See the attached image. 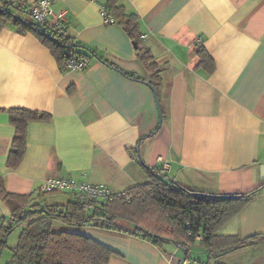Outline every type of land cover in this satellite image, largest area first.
Wrapping results in <instances>:
<instances>
[{"label": "crops", "instance_id": "obj_1", "mask_svg": "<svg viewBox=\"0 0 264 264\" xmlns=\"http://www.w3.org/2000/svg\"><path fill=\"white\" fill-rule=\"evenodd\" d=\"M36 0H15L28 8ZM113 0H54L67 9L68 36L93 50L84 70L63 69L34 32L8 22L0 30V179L8 192L30 203L61 205L74 197L39 193L49 177L103 183L114 191L148 182L138 161L182 184L219 193H244L264 181V0H114L138 16L143 45L157 63L162 85L159 111L148 73L132 37L119 23L107 24L104 5ZM2 1L0 0V8ZM113 15V14H112ZM199 47L215 68L197 67ZM112 64V65H111ZM47 113L31 120L26 151L8 163L15 126L9 109ZM141 140V142H139ZM12 212L0 196V224ZM127 227L133 225L127 223ZM114 251L108 264H264V240L211 256L186 257L168 244L124 230L73 226ZM264 234V188L219 230L221 235ZM228 253L239 260L225 262ZM236 254V255H235Z\"/></svg>", "mask_w": 264, "mask_h": 264}, {"label": "trees", "instance_id": "obj_2", "mask_svg": "<svg viewBox=\"0 0 264 264\" xmlns=\"http://www.w3.org/2000/svg\"><path fill=\"white\" fill-rule=\"evenodd\" d=\"M1 1L0 30L10 22L22 33L34 32L50 47L60 64L63 54L70 47L77 54L97 57L108 63L89 47L75 42L68 35H59L48 24L36 22L29 14L28 8L16 4L15 0ZM110 11L115 22L121 24L132 37L136 57L149 76L148 80L142 82L155 89L160 102V70L150 50L142 43L138 16L128 13L122 7H116L114 0L111 2ZM197 55L200 58L197 67L214 70V60L205 48L199 47ZM161 111L164 118L162 105ZM9 116L16 130L8 163L15 166L26 151V130L29 121L47 119L49 115L27 108H11ZM159 128L158 126L141 140L155 134ZM138 161L149 180L126 189L129 193H137L130 201L124 197L110 201L74 198L61 205L31 204L28 196L8 192L0 179V196L8 204L13 216V219H4L0 224V251L6 248L10 251L6 264H108L114 251L91 235L72 230L73 226L93 225L124 230L151 240L165 253H168L166 246L172 244L182 250L186 257H191L194 245H198L211 256H218L229 250L255 246L264 240L262 233L248 237L219 234L220 228L259 194L264 188V181L244 193L209 192L188 187L164 174L162 169L151 167L144 160ZM53 219L68 224V229L54 231L51 228ZM127 223L133 227H127ZM19 228L17 244L8 246L9 236ZM200 263L220 264L212 261Z\"/></svg>", "mask_w": 264, "mask_h": 264}, {"label": "built area", "instance_id": "obj_3", "mask_svg": "<svg viewBox=\"0 0 264 264\" xmlns=\"http://www.w3.org/2000/svg\"><path fill=\"white\" fill-rule=\"evenodd\" d=\"M31 17L38 23L48 24L59 35L67 36L68 15L67 9H55L54 0H36L28 7ZM101 14L107 24L115 22L114 16L106 6L101 7ZM92 58L87 55L77 54L71 47L63 54L61 67L63 69L84 70L91 65ZM64 191L71 193L76 199L96 198L103 201H110L115 198H126L132 200L137 193H129L126 190L114 191L103 183L80 182L74 178L49 177L39 187V193H50ZM13 219V216L11 217ZM179 264H187V261H180Z\"/></svg>", "mask_w": 264, "mask_h": 264}, {"label": "rangeland", "instance_id": "obj_4", "mask_svg": "<svg viewBox=\"0 0 264 264\" xmlns=\"http://www.w3.org/2000/svg\"><path fill=\"white\" fill-rule=\"evenodd\" d=\"M68 227H69L68 224H66V223H64L62 221L56 220V219H53L52 222H51V228L54 231L66 230V229H68ZM20 228H22V227H20ZM20 228L17 229L15 232H13L9 236L8 242H7L8 246L11 247V246H15L17 244ZM192 252H193V255H192L193 258L194 257H199L200 258V256L204 253V250L198 251L197 249H195V250L193 249ZM225 257H226V259L224 261L225 262H229V263H232L234 261H238L239 260L238 256H233V254H230V253H228ZM9 258H10V251H9V248H6L1 253L0 264H6V262L8 261ZM214 263L222 264L219 260H217V258L214 259Z\"/></svg>", "mask_w": 264, "mask_h": 264}, {"label": "water", "instance_id": "obj_5", "mask_svg": "<svg viewBox=\"0 0 264 264\" xmlns=\"http://www.w3.org/2000/svg\"><path fill=\"white\" fill-rule=\"evenodd\" d=\"M151 89L153 90V92L155 94V98H156V102H157V107H158V111H159V125L158 126L160 127L162 124V121H163L161 106H160V102H159V99L157 97V93H156L155 89L152 86H151ZM137 151H138V159L143 161V158L140 155L139 149ZM261 170H262V176L264 177V165L261 166ZM1 253H2V250L0 251V256H1Z\"/></svg>", "mask_w": 264, "mask_h": 264}]
</instances>
